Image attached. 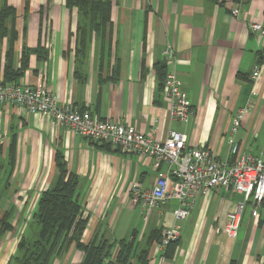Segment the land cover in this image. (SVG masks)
<instances>
[{
	"label": "crops",
	"instance_id": "1",
	"mask_svg": "<svg viewBox=\"0 0 264 264\" xmlns=\"http://www.w3.org/2000/svg\"><path fill=\"white\" fill-rule=\"evenodd\" d=\"M111 2L109 30L90 35L78 79L76 10H68L64 0H6L16 9L18 33L11 70L21 68L25 48L40 44L47 50L44 61L29 56L16 83H41L59 104L89 111L98 120L151 132L159 141L169 131L183 133L188 147L208 148L219 160L229 158L230 137L243 154L264 152V59L248 27L252 22L264 25V0ZM236 9L239 14L234 17L231 12ZM167 47L173 52L169 60L163 55ZM7 50L4 37L0 39L3 82ZM156 64H164L166 72L181 82L193 110L188 123L169 118ZM257 66L260 75L253 82ZM240 112V125L232 133V120ZM57 153L78 179V203L87 220L81 241L109 244L108 260L114 259L121 241L133 238L135 254L150 234L175 224L176 200L153 210L144 225L140 207L130 201L134 184L142 188L153 184L158 171L152 159L76 137L63 127L53 128L48 117L4 105L0 106V220L7 213L11 229L0 231V264H17L18 243L30 233L38 199L57 176ZM170 170L165 164L160 167L163 173ZM241 202V195L221 188L198 197L180 225L171 254L170 249L166 253V264H263L264 200L258 218L251 216V203L244 206L235 238L223 231L227 215ZM156 242L147 249V264H156ZM63 244L55 248L49 264H82L83 252L74 244ZM130 264H137L134 257Z\"/></svg>",
	"mask_w": 264,
	"mask_h": 264
},
{
	"label": "built area",
	"instance_id": "2",
	"mask_svg": "<svg viewBox=\"0 0 264 264\" xmlns=\"http://www.w3.org/2000/svg\"><path fill=\"white\" fill-rule=\"evenodd\" d=\"M239 10H233L236 17ZM249 31L256 37L259 55L264 59V25L250 23ZM167 60L173 57L171 48L163 52ZM260 67L253 69L251 79L258 80ZM162 94L167 104L169 118L180 123H188L193 110L187 94L176 75L167 72L162 84ZM14 105L30 114L48 117L52 127H63L74 136L94 143L109 145L123 153L135 154L153 160L156 171L151 187L142 188L134 184L129 191L133 205H138L143 221L162 204L176 200L179 206L172 211L175 221L161 231L160 239L154 244L156 264H166V253L170 245L180 238L181 223L185 221L198 197H205L213 189L221 188L242 196V202L235 211L227 215L224 233L235 238L238 233L244 206L251 203V216L258 218V209L264 200V152L257 155L243 154L239 145L230 139L229 158L217 159L208 148L188 147L183 133L169 131L164 140H156L151 132L142 133L127 124L110 120H98L89 111H78L70 104H59L55 95L39 83L34 86L0 81V106ZM242 112L232 120V133L240 125ZM171 170L161 172V165Z\"/></svg>",
	"mask_w": 264,
	"mask_h": 264
},
{
	"label": "trees",
	"instance_id": "3",
	"mask_svg": "<svg viewBox=\"0 0 264 264\" xmlns=\"http://www.w3.org/2000/svg\"><path fill=\"white\" fill-rule=\"evenodd\" d=\"M64 1L68 10L75 9L77 12L75 62L78 66L74 75L80 79L82 77L78 69L83 70L82 65L87 57L90 35L92 32H95V35H103L107 27L109 30L112 2L111 0ZM206 1L216 4L219 0ZM15 22L16 9L7 5L6 0H2L0 7V39L4 37L8 39L4 82L10 84L17 82L16 80L21 74V70L26 67L30 55H35L38 60L42 61L47 58V50L40 44L33 49L25 48L21 54V68L18 71L11 70L12 52L18 36ZM155 67L160 78V89L162 90V84L167 73L166 68L164 64H156ZM55 164L57 176L52 185L41 193L29 226L30 233L20 239L17 247L18 255L14 261L17 264H49L55 248L65 243V245L74 244L76 248L83 252L82 264H130V259L133 257L137 264H147V249L152 241H159L161 232L154 233L155 236L150 234L135 254L133 238L128 242L121 241L112 261L108 260L110 258L109 244L86 245L82 243L81 238L87 220L83 217L82 207L78 203L76 193L78 179L74 174L68 172L60 153L55 155ZM261 205H263V201ZM9 218L10 216L7 213L2 217L0 231L11 229L8 224ZM262 223H264V220ZM259 225H261V221ZM173 245L175 243L170 245L169 249H173ZM230 264L235 263L232 261Z\"/></svg>",
	"mask_w": 264,
	"mask_h": 264
},
{
	"label": "rangeland",
	"instance_id": "4",
	"mask_svg": "<svg viewBox=\"0 0 264 264\" xmlns=\"http://www.w3.org/2000/svg\"><path fill=\"white\" fill-rule=\"evenodd\" d=\"M140 220H141V223L142 225L146 224L144 221H143V216H140ZM140 230V229H139ZM140 232V231H139Z\"/></svg>",
	"mask_w": 264,
	"mask_h": 264
}]
</instances>
